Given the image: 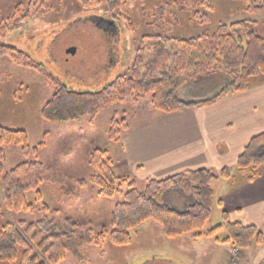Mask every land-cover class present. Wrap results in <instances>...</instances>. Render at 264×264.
I'll list each match as a JSON object with an SVG mask.
<instances>
[{
	"label": "rangeland",
	"instance_id": "374dc122",
	"mask_svg": "<svg viewBox=\"0 0 264 264\" xmlns=\"http://www.w3.org/2000/svg\"><path fill=\"white\" fill-rule=\"evenodd\" d=\"M200 1L0 0V24H15L0 41L28 57L22 64L0 58V128L24 131L29 147L39 149L37 157L25 158L20 147H5L0 178L22 163L41 166L20 179L23 186H36V190L31 189L25 195L34 212L16 214L3 209L0 223H34L41 219L46 206L57 233L90 228L108 234L112 230L111 212L123 201L122 194L106 198L98 195L97 187L89 182L81 189L77 181H88L94 174L89 165L90 154L101 149L108 151L117 177H128L135 181L137 190H144L151 178L137 181L131 168L123 166L121 145L108 140L109 123L124 119L129 128L167 114L154 111L150 97L135 100L126 90L114 95L94 118L52 123L44 121L40 111L51 99L56 83L72 91L97 92L117 77L130 78L138 56L142 61L137 69L140 78L157 80L171 60L172 39L213 31L219 24L229 25L243 19L256 21L254 32L264 36V14L249 15L243 1L202 0L205 6ZM193 13L203 14L204 21L196 20ZM69 48H75L74 55L66 53ZM225 77L201 78L182 87L175 97L184 103L210 99L227 83ZM262 180L264 168L252 182L232 189L219 179L213 183L215 201L223 188L221 184L226 185L229 193ZM63 183L79 192L78 197L66 196L61 189ZM177 188L188 191L181 184ZM127 190L123 187L122 193ZM36 191L41 194L40 202ZM158 199L178 209L186 205V199L182 201L175 192L162 193ZM221 214L222 210L215 204L204 231L220 225ZM246 215L254 218L256 211L249 210ZM258 217L250 224L264 234V219ZM72 222L82 225L71 227ZM131 236L132 243L127 247H114L106 238L100 246L84 247L86 261L78 262L67 254L59 264H261L264 261V243L243 252L222 243L226 238L223 230L213 239L184 236L171 240L163 235L158 224L148 221L132 231ZM232 248L238 252L233 253Z\"/></svg>",
	"mask_w": 264,
	"mask_h": 264
},
{
	"label": "trees",
	"instance_id": "16d2710c",
	"mask_svg": "<svg viewBox=\"0 0 264 264\" xmlns=\"http://www.w3.org/2000/svg\"><path fill=\"white\" fill-rule=\"evenodd\" d=\"M239 1L244 2L249 15L264 14V0ZM203 2L201 0L200 5L205 6ZM192 15L197 16L196 20L204 21L203 14ZM257 25L256 21L243 19L229 25L219 24L213 31L172 39L171 60L157 80L144 81L140 78L137 69L142 61L138 56L130 78L117 77L97 92L72 91L56 83L51 99L40 111V117L52 123L94 118L112 101L114 95L122 94L123 90L135 100L150 97L152 109L167 115L244 92L254 81L264 78V36L254 32ZM14 27L15 24L11 22L0 24V40ZM2 57H7L16 64L28 60L23 52L0 41V58ZM27 66L32 67L30 63ZM213 75L226 76L228 79L210 99L184 103L175 97V93L182 87ZM109 124L108 140L118 143L122 134L129 129L128 124L124 119L119 122L113 119ZM8 146L20 147L25 158L39 155L37 147H29L24 131L0 128V174L3 173L5 147ZM89 165L94 174L88 181L78 180L79 188H85L89 182L97 187L100 196L114 198L122 194L123 201L117 203L111 212L112 230L108 234L103 230L94 232L90 228L57 233L54 231L53 220L48 217V208L44 206L41 219L34 223H0V264H59L67 254L78 262H83L86 261L83 251L85 246H100L108 238L114 247H127L132 243L131 232L148 221L158 224L163 235L171 240L184 236H191L195 240L213 239L223 230L226 238L222 243L237 247L243 252L252 245L261 246L264 243V234L256 226L231 222L225 212L221 214L220 225L204 231L215 204L221 205L220 201H215L213 183L223 179L227 187L232 189L234 186L250 183L260 175V169L264 168V133L250 140L232 168H222L218 174L209 169H199L163 180L149 179L142 191L137 190L134 180L117 177L113 173V161L106 150L94 149L90 154ZM40 167L39 163H22L0 178V217L3 216V209L16 214L34 212L33 205L27 203L25 195L31 189L36 190V186H23L20 179ZM57 180L63 182L62 178ZM179 184L188 191L178 189ZM123 187L128 189L125 193H122ZM61 189L66 196L79 195L74 188L65 187L64 183L61 184ZM168 192H175L182 201L186 199L185 207L179 206L178 209L160 202V195ZM36 199L41 201L39 191H36ZM81 225L71 223V227L75 228H80Z\"/></svg>",
	"mask_w": 264,
	"mask_h": 264
},
{
	"label": "crops",
	"instance_id": "0c3cea01",
	"mask_svg": "<svg viewBox=\"0 0 264 264\" xmlns=\"http://www.w3.org/2000/svg\"><path fill=\"white\" fill-rule=\"evenodd\" d=\"M261 133L264 78L244 92L129 127L119 144L123 166L131 168L135 180H163L186 171L209 169L218 174L232 168L250 140ZM221 186L217 205L231 222L252 225L258 216L264 219V180L229 193L225 184ZM249 210L256 211L254 218L246 215Z\"/></svg>",
	"mask_w": 264,
	"mask_h": 264
},
{
	"label": "water",
	"instance_id": "95a60500",
	"mask_svg": "<svg viewBox=\"0 0 264 264\" xmlns=\"http://www.w3.org/2000/svg\"><path fill=\"white\" fill-rule=\"evenodd\" d=\"M75 52H76L75 48H69V49H67V51H66V53H67V54H70V55H74Z\"/></svg>",
	"mask_w": 264,
	"mask_h": 264
},
{
	"label": "built area",
	"instance_id": "2783aa9c",
	"mask_svg": "<svg viewBox=\"0 0 264 264\" xmlns=\"http://www.w3.org/2000/svg\"><path fill=\"white\" fill-rule=\"evenodd\" d=\"M237 252H238V251H237ZM237 252H236V249L233 250V253H237Z\"/></svg>",
	"mask_w": 264,
	"mask_h": 264
}]
</instances>
